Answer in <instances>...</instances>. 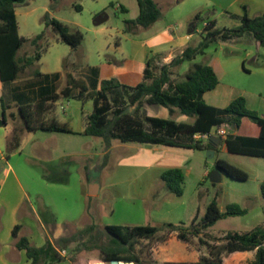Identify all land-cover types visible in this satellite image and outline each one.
I'll use <instances>...</instances> for the list:
<instances>
[{"label": "rangeland", "instance_id": "obj_1", "mask_svg": "<svg viewBox=\"0 0 264 264\" xmlns=\"http://www.w3.org/2000/svg\"><path fill=\"white\" fill-rule=\"evenodd\" d=\"M50 2L36 0L30 4L32 8L28 32H24V28L21 32L40 34L45 29L43 17L49 11L52 17L82 31L85 37L81 47L75 51L65 43H57V35L48 29L50 47L42 57L41 68L54 71L62 67L68 73L76 75L88 64H97L100 56L103 61H116L121 60V54L131 52L125 22L134 17V12L124 14L119 7L111 5V2L116 0H57L54 12L51 11ZM76 6H81L82 10L78 11ZM177 8L175 5L164 10L163 16L169 18L172 26H178L179 33L187 34L191 28H195V40L200 42L201 32L208 23L205 24L206 18L195 20L194 17L189 20L186 11L189 8ZM211 11L215 14L208 15L215 19L216 29H233L241 23L240 18L226 16L220 9L215 11L212 8ZM103 13L106 20L102 24H95L94 19ZM168 21H161V26L168 25ZM27 50L30 49L24 48L23 53ZM211 59H216L221 64L225 74L221 76L218 87L204 95L205 101L216 105L222 115L232 122L234 115L223 111L234 99L242 96L249 99L251 109H256L260 116L264 117V48L257 47L251 35L227 42L219 40L212 43L206 54L199 57L197 62L207 64ZM179 69L180 67L173 69V82L183 77L178 73ZM61 105L65 107L67 114L61 110ZM161 108V105L151 106L148 112L153 113ZM56 110L61 119L72 115L78 123L82 111L86 113L92 110V103L83 106L76 98L62 99L58 102ZM3 113L0 102V121ZM140 116L143 117L144 113ZM171 117H175V114ZM11 118L7 112L6 119L11 121ZM242 119L246 124L257 126L250 118ZM22 125L21 122L16 124L18 127ZM236 126L232 122L213 131V136L221 137V140L217 146L218 152L212 151V158V155H208L211 150L200 152L194 149L159 146L150 151H139L138 143L120 141L112 142V150L106 156L105 144L101 138L88 137L83 140L77 136H65L63 140L56 141L54 151H49L41 161L33 159L37 158L35 155L25 160L24 155H14L12 163L22 181L26 183V189L38 215L47 217L55 213L53 223H61L59 232L50 234L57 257L55 260H43L41 264H110L103 263L99 249L87 246L89 236H79L75 242L68 245H60L58 240L70 237L82 230L79 228L91 224H96L100 229L108 225H130L140 221L145 215L156 218L152 221L155 224L160 223L158 225L164 224L160 222L161 217L168 215L171 219H177L180 215L181 220H176V224L190 225L196 217L201 220L205 216L208 204L217 192L218 203L222 209L225 210L229 204L238 203L241 207L248 208V213L222 219L207 231V236L221 237L222 234L218 231H225L224 234L230 231L244 232L263 225L264 199L260 185L264 181V158L220 152L224 150L225 137L236 135ZM210 142L213 143L207 140L205 144ZM8 155L11 156L12 153ZM219 157L245 170L249 179L239 181L224 173L222 181L217 184H213L209 177L202 180L205 168L214 171ZM104 162H107L105 168L101 166ZM169 168H181L185 174L181 197L169 191L159 177ZM188 169L190 173H187ZM88 173L100 180L101 191L96 196L82 195L80 181ZM34 180L37 181V186L32 185ZM82 208L87 211L84 218L78 223H71L79 217ZM48 230L53 231L50 226ZM171 238L172 235L167 237L166 233H161L160 238L142 241L138 247V251L143 250L141 264H164L162 257L166 250L168 255L176 256L183 254L187 245L195 249L203 247L209 252L208 246L198 238H193L189 244L174 239L169 241L166 247ZM203 239L213 242L210 237L204 236ZM213 244L218 246V251L225 252L224 242ZM64 250L65 253H62Z\"/></svg>", "mask_w": 264, "mask_h": 264}, {"label": "trees", "instance_id": "obj_2", "mask_svg": "<svg viewBox=\"0 0 264 264\" xmlns=\"http://www.w3.org/2000/svg\"><path fill=\"white\" fill-rule=\"evenodd\" d=\"M26 0H0V80L4 83L21 79L28 70H33L35 77L40 76L38 62L50 47L48 29L57 35V41L78 50L83 41L84 33L74 29L51 16L47 12L43 17L45 29L32 38H24L19 34L16 16L17 4ZM139 15L134 20L126 21L125 32L134 33L138 28L151 29L162 19L163 13L154 0H137ZM243 16L239 26L228 29H216V21H209L201 34V41L196 45L187 46L182 53L176 55L170 63H162L159 55H150L146 60L144 80L134 87L121 84L118 79H105L100 89L91 91L87 83L66 73L65 84L53 95L41 98L34 105L19 107V116L27 131H45L64 134H75L67 124H61L55 119H48L54 110V104L62 99L76 98L81 101L92 100L93 112L86 117L84 135L101 138L109 148L113 141L122 143H140L151 146L173 147L194 150H213V143L205 144L195 141L194 134H212L223 124L232 122L239 127L242 118L252 119L260 129L257 137L230 135L225 139L227 151L230 154L264 158V117L247 105L245 97L234 99L224 109V113L233 114L234 120L222 115L217 107L208 104L204 95L215 90L220 80L209 64L196 62L204 56L210 45L216 41H231L244 35H251L260 47L264 48V13L250 17L247 7L243 6ZM81 11V6H76ZM125 11V8H122ZM200 15L195 16L199 20ZM28 47L23 53L24 48ZM190 63L188 71L173 82V69ZM148 105H161L168 109L170 116L175 110L193 118V123H178L173 119L143 116L140 109ZM131 109H134L133 111ZM21 132L14 130L8 141L10 150L20 147ZM216 167L229 177L247 181L249 174L224 159H217ZM210 178V174L208 176ZM161 179L169 191L181 197L185 174L181 168H171L162 172ZM261 196L264 199V182L260 185ZM219 193L208 204L205 216L196 217L190 225L184 223L162 225H108L100 229L96 224L89 225L70 237L58 240L61 245H68L79 236H89L87 246L99 249L102 259L133 261L141 264L142 249L138 247L142 241H152L160 238L161 233L167 237L175 234L178 240L187 244L193 238L208 246V256H202L194 264H222L224 253L255 251V258L248 264H264V223L252 230L238 232L230 231L221 237L207 236V231L218 221L228 217L244 216L247 209L239 204H229L222 211L218 203ZM21 226H16L14 235L17 238L16 247L24 250L31 264H41L46 259H56V247L49 240L43 247H36L28 237L18 236ZM210 237L213 242H224L225 252L218 251V246L208 242L203 237ZM166 239V238H165ZM164 264H188L184 262H167Z\"/></svg>", "mask_w": 264, "mask_h": 264}, {"label": "crops", "instance_id": "obj_3", "mask_svg": "<svg viewBox=\"0 0 264 264\" xmlns=\"http://www.w3.org/2000/svg\"><path fill=\"white\" fill-rule=\"evenodd\" d=\"M50 1L51 11L54 12L57 8V0ZM154 1L157 3L162 13L164 12V10H168L170 7L175 5L179 10L181 9V7L183 8V6H186L187 8H189V10H186L189 20H192L197 14H199L200 18H206L205 24L209 21L215 20L212 19L210 15H208L215 14L212 13V8L215 9V11L220 9L226 16L232 18H241V16H243V6L247 7L248 15L250 17L260 16L264 13V0ZM32 2H36V0H26L24 3L17 4L15 9L19 25V34L24 38H32L38 35L37 33L21 32L22 28L26 30L24 32H28V22L30 18V11L32 8L30 4H32ZM111 5L119 7L118 9L124 14H130L131 11L134 12V17H130L129 20H134L139 15V6L137 0H116V2H111ZM122 8H125V11ZM168 20V17L162 16V19L158 21L151 29L144 30L142 28H138L134 33H129L128 36L130 40L131 52L121 54V60L115 61L113 59H107L103 61L100 56L99 62L97 64H88L87 66L83 67L79 73L74 75V77L81 76L76 78L84 80L91 91L99 90L101 82L105 79L111 78L118 79L119 82L125 86L134 87L138 85L144 80L146 60L148 56L159 55L162 63H170L172 59L176 55L182 53L187 46H196L199 43L195 40V28H191V30L187 34H182L178 32V26H172V24ZM161 21H168L169 24H166L163 27L161 26ZM254 41L255 45L259 47L260 45L256 42L255 39ZM57 43L62 42L57 41ZM198 58L196 62L198 61ZM41 60L38 62L41 72L40 76L35 77L32 72L33 70H28L21 79L15 80L13 82L4 83L0 80V102L4 112L0 121V151L5 154V160L0 161V264H31V260L27 257L26 252L24 250H19L16 247L17 238L14 235V229L16 226H21V229L18 231V236L28 237L29 240L38 248L43 247L46 244L47 240L54 244L53 240L50 237V234H57V232H59V228L61 227V223H58L56 221L53 223V220H55V213H52L51 216L47 217L38 215L35 206L32 203V199L26 189V183L22 181L20 175L14 168V165L12 163L13 156L17 154H19L20 156L24 155L25 160L27 158H32V156L35 155L37 158L33 157V159L41 161L42 157L47 156L49 151H54L55 142L63 140V137L65 136H77L83 140H86L88 137H90L84 135V131L86 125V117L93 112L92 100H78L82 102L83 106L89 104L90 102L92 103V110L86 111V113L82 111V115L80 116V121L78 123L73 119L72 115H66L65 119H61L56 110V106L59 101L54 104L55 110L50 116H48V119H55L61 124L69 125V127L75 134L45 132L41 130L27 131L24 129V124L21 117L19 116V107L34 105L41 98L59 92L65 84V76L66 73H68V71H66L62 67L55 69L54 71L45 69L43 67L41 68V65H43L41 63ZM207 64L211 65L214 68L221 83V76L225 74L221 64L216 59H211ZM72 65H74V63ZM190 65V63H184L182 66H180L178 73L180 75H184L188 71ZM66 66H68V64H66ZM246 99L247 105L249 107V99ZM210 105L216 107V105L214 104ZM151 106L155 105L147 104V106H143L140 109L139 114L141 115V113H144V116L146 115L163 119H173L178 123H193L194 121L193 118H189L181 114L179 110H175V117H171L168 109L165 107H162L161 109L150 113L148 112V110ZM60 108L66 113L65 107L63 105H61ZM7 112H9L10 116L12 117L11 121H8L6 119ZM18 122H21L23 124L22 127L16 126ZM15 129H17L19 132L22 131L20 147L15 150H10L8 141ZM259 134L260 129L258 126L246 124L243 119L236 133V135L238 136L248 137H257L259 136ZM211 141L214 145V149L211 151L217 153V146L220 142H217L214 139ZM138 144L139 146L137 147L139 151H150L153 147H159L151 145L150 147H148L144 144ZM112 146L113 144L109 148L105 146L104 155L108 156L110 154ZM199 151L201 152V150ZM220 152H228L225 143L224 150ZM10 153H12L11 156L8 155ZM219 159L224 158L219 157ZM101 166L105 168L107 166V162H104ZM211 172L212 169L205 168L202 175V180L204 178H207L209 174H211ZM187 173H190V169H188ZM159 177L161 179V175H159ZM92 178H95L98 194L101 191V183L99 178L90 176V174L88 173L87 176L85 178L83 177L80 181L81 191L84 197L96 196L89 194V185ZM34 184L37 186L36 180L33 181L32 185L34 186ZM165 187H167L166 184ZM242 208L248 210V208ZM221 210L225 211L222 208ZM262 210L264 211V205ZM86 213V210H84L83 208L80 209L79 217L77 216L76 220L71 221V223H78L79 220L84 218V215ZM176 218L177 219H171L168 215H166L165 217L160 218V222H171L176 224L179 220H181V216L179 215ZM154 219L156 218L145 215L143 219L138 222L131 223L130 225L157 226L158 224H160L156 223V225L155 223H153L152 220ZM47 226H50L53 231H49ZM223 232L225 231H218V233L222 234V236L224 235ZM174 239L179 241L177 236L173 234L172 238L168 240L165 246L167 247L169 241ZM202 256H208L205 248L202 247L195 249L187 245L185 248V252L176 256L168 255V251L166 250L164 256L162 257V262H184L188 264H194L197 263ZM254 258L255 251L224 253L222 256V264H248Z\"/></svg>", "mask_w": 264, "mask_h": 264}, {"label": "water", "instance_id": "obj_4", "mask_svg": "<svg viewBox=\"0 0 264 264\" xmlns=\"http://www.w3.org/2000/svg\"><path fill=\"white\" fill-rule=\"evenodd\" d=\"M106 20V15L105 14H100L98 15L95 19H94V23L95 24H102L104 21ZM236 128L238 129V127L236 126ZM216 140L217 142H220V138L213 136L211 138V140ZM148 147H150V145H147ZM208 155H212L211 158L214 156V152L212 151H208ZM222 177H223V172L219 169V168H215L214 171L211 172L210 174V181L213 184H217L220 183L222 181ZM95 188V189H94ZM89 194L90 195H97L98 194V189H97V184L95 179L91 180L90 185H89ZM103 263H108L107 261H103ZM110 264H135L133 261H125V260H113L111 262H109Z\"/></svg>", "mask_w": 264, "mask_h": 264}, {"label": "built area", "instance_id": "obj_5", "mask_svg": "<svg viewBox=\"0 0 264 264\" xmlns=\"http://www.w3.org/2000/svg\"><path fill=\"white\" fill-rule=\"evenodd\" d=\"M212 136H213V132L212 134H194L193 139L198 142L199 141L205 142L207 140H211ZM3 160H5V154L0 151V161ZM62 253H65V250Z\"/></svg>", "mask_w": 264, "mask_h": 264}, {"label": "flooded vegetation", "instance_id": "obj_6", "mask_svg": "<svg viewBox=\"0 0 264 264\" xmlns=\"http://www.w3.org/2000/svg\"><path fill=\"white\" fill-rule=\"evenodd\" d=\"M95 178H92L91 180H94Z\"/></svg>", "mask_w": 264, "mask_h": 264}]
</instances>
